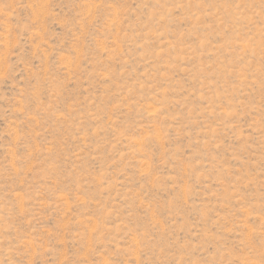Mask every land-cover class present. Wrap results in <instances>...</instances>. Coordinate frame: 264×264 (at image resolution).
<instances>
[{
	"label": "rangeland",
	"instance_id": "obj_1",
	"mask_svg": "<svg viewBox=\"0 0 264 264\" xmlns=\"http://www.w3.org/2000/svg\"><path fill=\"white\" fill-rule=\"evenodd\" d=\"M0 264H264V0H0Z\"/></svg>",
	"mask_w": 264,
	"mask_h": 264
}]
</instances>
